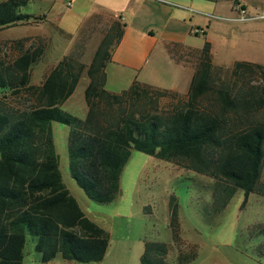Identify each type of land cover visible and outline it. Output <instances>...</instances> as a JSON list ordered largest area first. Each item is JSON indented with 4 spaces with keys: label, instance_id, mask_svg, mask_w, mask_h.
Listing matches in <instances>:
<instances>
[{
    "label": "trees",
    "instance_id": "16d2710c",
    "mask_svg": "<svg viewBox=\"0 0 264 264\" xmlns=\"http://www.w3.org/2000/svg\"><path fill=\"white\" fill-rule=\"evenodd\" d=\"M26 1H0V28L42 16L21 13ZM120 34L121 24L112 21L87 63L79 61V52H69L37 85L30 83V69L44 51L42 40L25 49L17 40V55L0 61V264L22 263L26 234L33 236L41 262L56 254L63 264L103 258L107 232L83 214L62 182L51 122L68 127V173L93 202L108 203L117 195L130 149L208 176L213 210L237 188L244 197H264V67L236 62L229 70L233 80L256 72L260 86L228 81L212 72L205 42L185 94L160 108L157 98L167 89L137 82L118 93L104 88L103 69ZM82 74L86 110L78 118L61 104ZM168 226L175 238L173 196ZM253 235L261 237L255 249L264 257V224ZM165 254L164 243L144 242L139 261L164 264ZM181 261L179 256L177 264Z\"/></svg>",
    "mask_w": 264,
    "mask_h": 264
},
{
    "label": "rangeland",
    "instance_id": "374dc122",
    "mask_svg": "<svg viewBox=\"0 0 264 264\" xmlns=\"http://www.w3.org/2000/svg\"><path fill=\"white\" fill-rule=\"evenodd\" d=\"M238 1L245 6L243 16L233 9L235 0L196 1L200 2V7L195 6L197 10L193 9V12L187 11L185 25L187 28L200 25L206 31L205 36L192 35V43L200 51L205 40L208 41V61L212 72L236 84L248 80L249 86H260L256 72L246 74L245 80H233L229 72L236 62L255 63L264 67V0ZM88 3V0H75L67 7L65 0H56L54 3H50V0H27L19 11L31 17L42 16L0 28V61L15 57L19 45L25 49L39 41L27 36L35 28L50 33L51 38L43 37L44 51L34 64V77L43 70L45 62L52 60L50 57H59L60 53L81 50L79 61L87 63L111 22L108 16L96 19L90 17L80 27L71 44L72 33L81 22L82 12L87 9ZM119 12L128 21V15L121 9L116 11ZM17 40L20 41L19 45L15 43ZM153 58L152 55L148 59V64L153 62ZM199 59V56H195V66ZM156 66V75L146 71V67L135 75L108 65L104 88L118 93L132 82L141 83L148 75L153 77L149 78L152 81L167 86L177 77L174 64L164 55L156 62ZM84 83L85 76L82 74L71 96L61 106L78 118H82L86 110L82 95ZM184 94L185 91L169 90L158 96L157 103L160 108L168 107ZM263 110L264 105V113ZM51 128L62 182L83 214L107 232L103 258L98 262L79 264H141L139 256L144 242L153 241L166 245L164 264H177L179 256L182 257V264H264V257L259 256L255 249L261 237L253 235L254 229L264 224V197L255 193H248L244 197L242 190L237 188L221 209L213 210L212 181L208 176L130 149L119 175L117 195L108 203H96L85 196L68 173L65 147L68 127L51 122ZM170 196L176 202L178 227L175 238L171 237L168 226ZM33 243V236L26 234L21 264L65 262L59 254L48 262H41L33 250Z\"/></svg>",
    "mask_w": 264,
    "mask_h": 264
},
{
    "label": "crops",
    "instance_id": "0c3cea01",
    "mask_svg": "<svg viewBox=\"0 0 264 264\" xmlns=\"http://www.w3.org/2000/svg\"><path fill=\"white\" fill-rule=\"evenodd\" d=\"M55 1L56 0H50V3H54ZM196 1L204 3L203 1L207 2L208 0H88L89 3L87 9H84L82 12V20L74 33H72L71 44L74 43L76 33L80 27L84 25L90 17L96 19L101 16H108L111 20L108 28L112 21L118 20L121 24V34L112 47L109 61L104 66V84L107 78L106 67L108 65H113L124 73H132L135 75L141 73L146 67V71L148 70L150 74L156 75V69L158 70L156 62H158L159 58L164 55L174 64L177 71V77L167 86H162L149 79L152 77L151 75H148V78L142 79L141 83L176 92L186 91L190 78L194 72V58L195 56H199L197 46L194 42L192 43V35H206V31L201 28L200 25H195L193 27L201 29L202 31L201 33L196 34L191 32L193 29L192 27L187 28L185 25L184 16H187V11L193 12V9L197 10L194 8L195 6H197V8L200 7V2ZM235 2L239 1L235 0ZM239 3L243 8L245 7L243 2L240 1ZM176 7L186 10V12H182ZM120 9L128 15V21H125V18L120 12L116 13V11ZM197 12L201 13L200 10ZM115 14L118 15L116 16ZM27 36L39 40H43V37H47L49 40L51 38L50 33L38 31L35 28L32 33ZM205 42L208 41L205 40ZM60 54L59 57L54 58L60 59L67 53ZM152 55L154 56L152 60L153 62L148 64V59ZM79 56H81V52L79 53ZM50 58H52V60L45 62L43 70L38 75L36 74L35 77L33 75L35 72L33 69L35 63L31 66V84H39L51 67L59 60L54 59L53 57ZM32 77H34L33 81ZM85 84L86 78L84 85ZM50 130L52 135L51 123ZM52 142L54 147L53 137Z\"/></svg>",
    "mask_w": 264,
    "mask_h": 264
},
{
    "label": "built area",
    "instance_id": "2783aa9c",
    "mask_svg": "<svg viewBox=\"0 0 264 264\" xmlns=\"http://www.w3.org/2000/svg\"><path fill=\"white\" fill-rule=\"evenodd\" d=\"M73 1L74 0H65V5L67 6V7H70L71 6V4L73 3ZM233 9L239 14V15H241V16H243V14H244V8L242 7V5L239 3V2H235L234 3V5H233ZM191 32L193 33V34H196V33H201L202 31H201V29H198V28H193L192 30H191Z\"/></svg>",
    "mask_w": 264,
    "mask_h": 264
}]
</instances>
